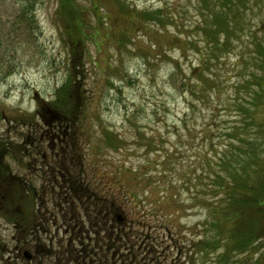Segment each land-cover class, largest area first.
<instances>
[{"label": "rangeland", "instance_id": "374dc122", "mask_svg": "<svg viewBox=\"0 0 264 264\" xmlns=\"http://www.w3.org/2000/svg\"><path fill=\"white\" fill-rule=\"evenodd\" d=\"M14 1L0 0L2 24ZM66 1L41 0L0 26V144L12 149L0 171L37 198L25 232L13 203L0 206V264H264V245L234 250L213 220L221 178L251 175L264 149L251 29L208 45L210 0H71L75 15ZM244 6L254 27L259 14ZM65 100L81 104L80 123L48 126L46 107ZM79 183L78 195L97 196L89 216L71 206Z\"/></svg>", "mask_w": 264, "mask_h": 264}, {"label": "trees", "instance_id": "16d2710c", "mask_svg": "<svg viewBox=\"0 0 264 264\" xmlns=\"http://www.w3.org/2000/svg\"><path fill=\"white\" fill-rule=\"evenodd\" d=\"M40 1L41 0H15L12 5L14 15L11 22H9V24H2L0 22V26H9L10 29H12V27L15 28L18 24V19L21 16L27 17V15H34L36 5ZM72 3L71 0L66 1V5L70 8L68 9V12H72L75 15L76 12H79V8H75ZM208 3L209 13L206 16L208 23H206L204 29L206 43L208 45H227L231 37L240 40L245 32L248 29H251V42L254 43L253 58L257 59L262 56L264 59V0H210ZM248 3L252 4L251 11L255 12L254 10H256L260 17L259 21L254 24V27H251L246 18V8L244 5H247ZM219 18L222 19V22L220 24H215V21ZM211 23L212 26L210 29L206 30V27L211 25ZM257 37H260V40H258ZM262 38L263 44H261ZM79 43L85 44L83 41L77 43V47L75 48L76 59L74 61V67L75 69L78 68L77 70H84L85 61H82V56L79 51L81 48L83 50V47L81 46L80 48ZM262 63L260 64V60H258L254 61L253 65L247 66L245 64L247 69L252 67L255 70L254 73H251L253 79L252 82L249 81L258 88V91L256 92L257 96L254 100L255 106L260 102L264 103V79H254L255 73L262 70ZM76 85L80 86V81L73 82L71 89ZM79 89L77 91H79ZM82 93L81 88L79 96L82 95ZM56 103L57 108H54V110L58 113V124L63 125V127L72 125V123L78 118V110L80 113L81 104H73L72 101L67 100L60 104H58V102ZM70 109L73 111L71 112L73 114L72 120L70 118L67 119V113L70 112ZM8 149L10 150L9 146L0 144V156L6 153ZM252 156H254L256 160H253V173L251 175H239L238 180H232L231 183L226 182L229 178L225 179L221 178L222 176H216V178H221L223 185V199L220 201L221 204L218 205V210L214 212V225L216 228V224H218V226L221 225L234 250L238 249L240 251L248 250L250 248H256L258 251L261 246L264 245V149H259L257 151L254 150ZM1 171L0 191L4 189L2 191L5 192L0 193V206L2 204L11 205L13 203V209L14 211H17V214H13V218L10 220L15 221L18 231L25 232L28 230L26 227L29 225L26 208L35 204L37 198L35 195L29 197L26 195L23 180L13 178L10 173L7 172L8 170ZM13 184L20 189V194L16 195L8 192L12 189ZM72 188L73 186H69V190H72ZM72 195L73 198L76 196L74 193ZM80 197L90 200L97 196H95L94 193L91 194L85 190V193L80 195ZM97 201L98 200H96L95 207L97 206ZM14 205L18 207V210L15 209ZM22 207L24 210H22ZM87 211L88 209L86 212ZM0 212H2V209ZM218 240L221 241V237H219Z\"/></svg>", "mask_w": 264, "mask_h": 264}, {"label": "water", "instance_id": "95a60500", "mask_svg": "<svg viewBox=\"0 0 264 264\" xmlns=\"http://www.w3.org/2000/svg\"><path fill=\"white\" fill-rule=\"evenodd\" d=\"M27 257L29 258L30 256H29V255H27Z\"/></svg>", "mask_w": 264, "mask_h": 264}]
</instances>
